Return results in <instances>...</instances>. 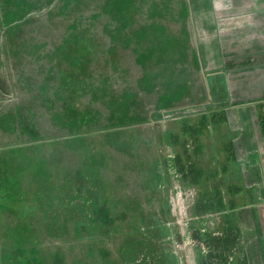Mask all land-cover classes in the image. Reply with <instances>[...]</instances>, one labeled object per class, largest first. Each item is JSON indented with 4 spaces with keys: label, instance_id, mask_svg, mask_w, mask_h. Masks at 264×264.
Returning <instances> with one entry per match:
<instances>
[{
    "label": "rangeland",
    "instance_id": "374dc122",
    "mask_svg": "<svg viewBox=\"0 0 264 264\" xmlns=\"http://www.w3.org/2000/svg\"><path fill=\"white\" fill-rule=\"evenodd\" d=\"M190 9L0 0V264H262L264 148L234 152L236 50Z\"/></svg>",
    "mask_w": 264,
    "mask_h": 264
},
{
    "label": "crops",
    "instance_id": "0c3cea01",
    "mask_svg": "<svg viewBox=\"0 0 264 264\" xmlns=\"http://www.w3.org/2000/svg\"><path fill=\"white\" fill-rule=\"evenodd\" d=\"M190 12L202 18L200 31L217 34V48L228 46L236 50L228 64L238 66V71L234 67L232 73H225L220 68L209 76L226 81L234 97L233 104L221 106L228 127L236 130L230 141L236 145L234 152L237 156H262L258 153L261 147L264 148V121L260 119L264 114V68L254 70L251 67L264 65V0H200V10L190 9ZM229 37H232L231 44H228ZM259 57L262 59L258 60ZM221 64L224 65L223 60ZM246 65L250 67L243 70ZM224 86L226 88L225 83ZM226 100L229 102V98ZM222 101L225 100H218L216 104ZM237 226L240 234L241 229H248L250 224ZM253 229L256 227L248 230ZM259 257L264 264V254Z\"/></svg>",
    "mask_w": 264,
    "mask_h": 264
}]
</instances>
